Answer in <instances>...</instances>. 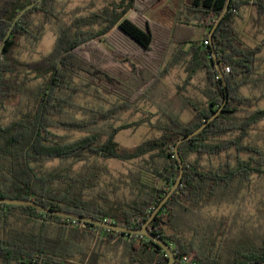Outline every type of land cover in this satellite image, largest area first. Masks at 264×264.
Listing matches in <instances>:
<instances>
[{
  "label": "trees",
  "instance_id": "1",
  "mask_svg": "<svg viewBox=\"0 0 264 264\" xmlns=\"http://www.w3.org/2000/svg\"><path fill=\"white\" fill-rule=\"evenodd\" d=\"M138 1L120 0L111 8L59 24L48 53L21 61L13 55L21 39L35 45L41 35L42 24H33L31 14L41 15L42 22L59 20L56 0H0V45L16 14L35 2L13 26L0 56V107L26 92L32 97L25 111L6 126L0 124V196L32 199L47 208L126 227L141 226L177 178L176 142L207 120L225 99L223 79L212 59L214 50L224 74L226 102L198 135L178 146L183 165L180 184L147 228L170 244L181 264L264 263V225L259 231L252 227L250 235L240 228L237 237L227 242L223 219L202 218L208 206L235 202L252 174L264 175V147L245 142L248 131L264 121V108L245 113L250 98L240 94L241 86L255 74L254 64L264 48V36L259 44L245 46L235 26L239 10L252 4L262 16L258 31L264 34V0H230L211 43L208 32L226 0H186L185 11L179 13L171 28H162L165 35L161 43L165 48L172 43L191 44L188 77L197 70L205 71L207 84L199 89L203 100L188 102L193 111L188 121H183L178 112L159 108L166 118L162 126H153L159 135L127 148L115 140L125 125L99 124L100 120L114 118L115 110L121 107L113 104L114 108H89L79 104L75 96L84 91L80 86L85 85L128 105L152 90L162 60L151 53L155 44L151 23L127 15L130 9H139ZM197 28L202 29L201 43L192 42ZM111 32L128 50L114 48V63L91 57L85 46L96 39H108ZM204 40H208L207 45ZM227 66L229 72H225ZM34 79L37 82L29 89L28 81ZM57 128L85 134L64 141L52 131ZM230 150L234 151L232 160L229 157L216 164L203 163L205 157ZM100 158L135 162V171L123 180L131 194L124 201L107 195L104 188L114 194L108 184L101 187L102 176L110 173L98 163ZM54 159L71 160L70 166L82 164L74 170L70 166L46 169L44 163ZM225 247L228 251L223 256ZM167 261L166 253L147 237L43 213L28 205L0 203V264Z\"/></svg>",
  "mask_w": 264,
  "mask_h": 264
},
{
  "label": "rangeland",
  "instance_id": "2",
  "mask_svg": "<svg viewBox=\"0 0 264 264\" xmlns=\"http://www.w3.org/2000/svg\"><path fill=\"white\" fill-rule=\"evenodd\" d=\"M119 1L56 0L55 7L59 12V20L53 19L50 22H42L41 15L32 13V23L37 27L42 24L40 39L33 45L22 38L13 51L14 57L21 61L39 58L52 49L59 24L68 23L75 17L91 15L94 12L98 13L106 8H111L114 3ZM185 2L186 0H141V2H137L139 9H130L127 13L129 16L137 18L139 22L146 19L151 23L155 37V44L151 53L154 58L159 60L160 57L162 60V66L160 65L153 88L145 98L125 105L115 101L113 95L98 94L91 87L85 85L80 86L84 91L75 96V100L79 104L89 108H114L113 104L121 107L115 110L114 118H108L107 121L100 120L99 124L125 125L126 128L120 130L115 136V140L123 147L130 148L148 138L159 135V130L153 126H162L166 123V118L159 108L178 112L183 121H188L193 116L192 107L188 102L197 103L203 100L199 89L206 87L205 71L197 70L188 77L187 63L191 55L189 49L191 44L172 43L165 48L161 43L165 35L162 28H171L179 13L185 11ZM86 27H83V29H86ZM257 29L258 27L255 28V31ZM111 31H114V28ZM251 32L248 30L250 35L245 33L242 37L245 46L253 47L259 44L262 36H264V34H258V30L256 34ZM111 33L108 39H96L95 42H90L85 46V50H88L91 57H98L104 62L114 63L115 61L111 56L114 48L128 50L124 46V42L118 40V35ZM192 42L201 43L199 29H196ZM256 57L255 74L252 75L248 84L242 85L240 88V94L250 98V104L244 107L245 113L249 110L251 112L257 108H264V48ZM148 75L150 76L149 73L145 74L146 77ZM28 77H33V74H29ZM36 82L35 79L28 81L29 89H32ZM28 103H32V97L29 92H26L21 95L20 99L13 100L4 107H0V124L3 126L9 124L20 112L26 110L25 106ZM75 115L81 117L80 113ZM52 131L61 136L64 141H71L85 134V131L76 129L57 128ZM245 142L264 147V121L257 123L248 131ZM233 154L234 151L230 150L228 153H222L212 158L205 157L203 163L212 162L216 164L229 157L232 160ZM243 156L245 157L246 154H243ZM70 161L54 159L45 162L44 167L46 169L69 168ZM97 161L99 164L106 166L110 173L101 178V187H106L108 184V187L114 191L113 194L108 188H104L107 195L109 197L115 195L121 201L130 197L129 189L125 186L123 180H126L131 172L135 171V162H122L113 158H100ZM81 164L82 162L72 163L70 169H77ZM113 185L115 186L113 187ZM202 218L223 219L225 223V233L223 235L227 237V242H232L237 237V231L240 228L245 229L247 235H250L252 227L259 231L260 227L264 225V175L252 174L235 202L208 206L202 213ZM227 251L225 247L221 251L222 255H226ZM106 264L114 263L107 262Z\"/></svg>",
  "mask_w": 264,
  "mask_h": 264
},
{
  "label": "water",
  "instance_id": "3",
  "mask_svg": "<svg viewBox=\"0 0 264 264\" xmlns=\"http://www.w3.org/2000/svg\"><path fill=\"white\" fill-rule=\"evenodd\" d=\"M229 4H230V0H226L223 9L221 10V12L218 15L217 19L215 20L213 26L211 27L210 31L208 32V39H209L210 43L212 41V34H213L215 28L218 26V24L221 21V19L223 18L224 14L227 12V10L229 8ZM34 5H35V2H31L30 4L26 5L23 9H21L16 14V16L14 17V19H13V21L11 23V26L7 30L6 34L4 35V38H3L2 43L0 45V56H1L2 49H3V47H4V45H5L6 41H7V38L9 37V35L11 33V30H12L13 26L16 24L17 20L28 9H30ZM212 59H213L214 66H215L219 76L223 79V87H224V90H225V99H224L222 105L216 111H214V113L207 120H205L195 130L191 131L190 133H188L184 137L178 139V141L176 142V145L174 146V153H175L176 159H177L178 164H179V171H178L177 178H176L175 182L173 183V185L171 186V188L169 189V191L160 200V202L156 205V207L151 212V214L148 217V219L141 226H139V227H126V226H122V225H119V224L111 223V222L106 221V220H101V219L90 217V216L79 215V214L74 213V212L47 208V207L37 203L36 201H34L32 199H19V198L13 199V198H10V197H2V196H0V203L11 204V205H28V206L34 207L35 209H37L38 211L43 212V213H48V214H51V215H56V216L65 217V218H71L73 220H78V221H81V222H84V223L93 224V225L102 227L104 229H110V230L123 232V233H129V234H138V235L147 237L148 239H150L151 241L156 243L166 253L167 258H168V261H167L166 264H181V263H179L176 260V257L174 255V252L171 249L170 244H168L165 240H162L160 237L156 236L154 233H152L150 230H148L147 226L153 220L154 216L157 214V212L162 207V205L170 198L172 193L175 191V189L180 184L181 177H182V174H183V165H182V162L180 160V156L178 154V146L181 143H183L185 141H188L192 137L198 135L205 128V126L218 115V113L223 108L224 103L226 102L227 91H226V83L224 81V74H223V72H222V70L220 68V65H219V62H218V59H217V55H216L214 50H212ZM250 264H256V263H250ZM260 264H264V263H260Z\"/></svg>",
  "mask_w": 264,
  "mask_h": 264
},
{
  "label": "crops",
  "instance_id": "4",
  "mask_svg": "<svg viewBox=\"0 0 264 264\" xmlns=\"http://www.w3.org/2000/svg\"><path fill=\"white\" fill-rule=\"evenodd\" d=\"M261 18L262 16L261 17L259 16L256 7L252 4H248L247 6L239 10V16L236 18L235 26L237 30L242 34V37L244 36L245 33L246 35L249 34L248 30L252 31L251 32L252 34L254 33L256 34L257 30L261 29V27H258V23H260ZM256 27H258V29L255 31ZM197 29H199L200 33L202 34V29L201 28H197Z\"/></svg>",
  "mask_w": 264,
  "mask_h": 264
},
{
  "label": "built area",
  "instance_id": "5",
  "mask_svg": "<svg viewBox=\"0 0 264 264\" xmlns=\"http://www.w3.org/2000/svg\"><path fill=\"white\" fill-rule=\"evenodd\" d=\"M203 43L205 44V45H207L208 44V40H204L203 41ZM229 66H227V67H225V72H229ZM185 259V257L183 258V260Z\"/></svg>",
  "mask_w": 264,
  "mask_h": 264
}]
</instances>
